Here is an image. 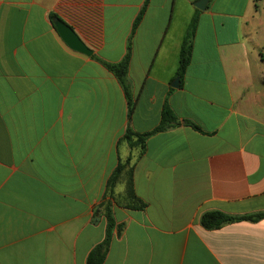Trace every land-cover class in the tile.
<instances>
[{
  "label": "crops",
  "instance_id": "crops-1",
  "mask_svg": "<svg viewBox=\"0 0 264 264\" xmlns=\"http://www.w3.org/2000/svg\"><path fill=\"white\" fill-rule=\"evenodd\" d=\"M146 1L0 0V264H86L105 237L95 208L128 158L147 208H114L125 229L104 264H264V219L217 230L200 223L209 211L264 212V35L251 23L253 0H210L205 11L181 0L182 24L179 0H148L132 37L131 127H157L173 89L176 115L205 134L173 128L140 155L120 142L129 124L123 89L94 57L123 59ZM196 10L191 62L175 89ZM51 14L91 57L63 42Z\"/></svg>",
  "mask_w": 264,
  "mask_h": 264
},
{
  "label": "trees",
  "instance_id": "trees-1",
  "mask_svg": "<svg viewBox=\"0 0 264 264\" xmlns=\"http://www.w3.org/2000/svg\"><path fill=\"white\" fill-rule=\"evenodd\" d=\"M148 7V0L145 2L139 16L137 17L133 26L132 35L127 42V50L123 59L118 63H108L94 57V59L103 65L110 73H112L120 84L125 94L128 105V120L129 124L127 129L121 138L120 142L126 143L130 149H137L140 155L145 154L147 149V143L153 136L167 132L173 128L180 126H186L192 128L194 131L201 134H205L202 129L193 121L188 119L179 118L169 103V97L174 91L171 89L167 95V98L163 104L161 111V120L157 127L153 130L145 133H138L131 127V116L136 107V100L133 98L132 86L129 81V67L132 59V37L141 22L143 16ZM200 11L196 10L194 16L188 24L186 33L183 37L179 67L177 76L181 82L184 78L187 67L189 66L192 58L193 43L197 32V26L199 21ZM50 19L53 23L59 20L55 14L50 15ZM134 166L131 163V158L125 161H119L117 167L107 180L105 194L101 203L95 208L94 222L97 221L99 216H102L106 220L105 237L103 241L96 245L89 253L86 264H104L108 256L111 244L114 238L120 237L125 229V224L117 223L114 214V208L121 207L131 211H145L147 203L137 197L134 189ZM123 183L124 192L122 194L116 193L117 186ZM264 219V212L248 215H229L220 211H209L202 214L200 223L206 230H217L226 225L238 223V222H259Z\"/></svg>",
  "mask_w": 264,
  "mask_h": 264
},
{
  "label": "water",
  "instance_id": "water-1",
  "mask_svg": "<svg viewBox=\"0 0 264 264\" xmlns=\"http://www.w3.org/2000/svg\"><path fill=\"white\" fill-rule=\"evenodd\" d=\"M210 0H200L195 4L196 9L205 11ZM55 28L63 42L74 52L91 57L93 51L80 39L77 33L65 22L58 20L54 23ZM171 86L175 89L180 86V78L177 77Z\"/></svg>",
  "mask_w": 264,
  "mask_h": 264
},
{
  "label": "rangeland",
  "instance_id": "rangeland-1",
  "mask_svg": "<svg viewBox=\"0 0 264 264\" xmlns=\"http://www.w3.org/2000/svg\"><path fill=\"white\" fill-rule=\"evenodd\" d=\"M218 1V0H216ZM216 1L214 0L213 3L216 4ZM253 4L255 6L251 7V12H252V16H253V20L251 21V23L257 28L260 29L261 34L264 35V0H253ZM256 6L258 7V10H256ZM186 7L182 4V1L179 0L178 4H177V11H182L181 16L178 14H176L175 16V21L176 23L182 24L184 18H185V11H186ZM257 11V12H256ZM118 191L123 192L124 191V186L121 185L118 187Z\"/></svg>",
  "mask_w": 264,
  "mask_h": 264
}]
</instances>
